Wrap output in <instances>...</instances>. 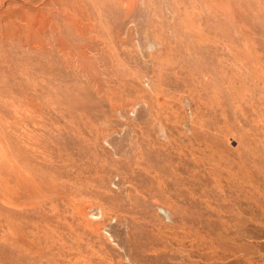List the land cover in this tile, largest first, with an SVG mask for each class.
<instances>
[{
  "label": "rangeland",
  "instance_id": "rangeland-1",
  "mask_svg": "<svg viewBox=\"0 0 264 264\" xmlns=\"http://www.w3.org/2000/svg\"><path fill=\"white\" fill-rule=\"evenodd\" d=\"M204 263L264 264V0H0V264Z\"/></svg>",
  "mask_w": 264,
  "mask_h": 264
},
{
  "label": "bare ground",
  "instance_id": "bare-ground-1",
  "mask_svg": "<svg viewBox=\"0 0 264 264\" xmlns=\"http://www.w3.org/2000/svg\"><path fill=\"white\" fill-rule=\"evenodd\" d=\"M239 190H240V189H239ZM227 193H228V192H227ZM236 193H238V192H236ZM253 198H254V197H253ZM232 201H233V200H232ZM236 201H237V200H236ZM236 201H235V202H236ZM249 201H250V200H249ZM258 203H259V202H258ZM261 205H262V204H261ZM229 208H230V205H229ZM229 208H228V210H229ZM216 210H218V209H216ZM219 210H220V209H219ZM211 211L213 212V210H211ZM220 211H221V210H220ZM223 212H224V211H223ZM223 212H222V213H223ZM227 212H228V211H227ZM229 212H230V210H229ZM218 213H219V212H218ZM218 213H217V214H218ZM222 213H220V214H222ZM230 213H231V212H230ZM211 214H212V213H211ZM223 215H224V213H223ZM240 215H241V214H240ZM214 216H217V215H214ZM226 216H227V215H225V217H226ZM235 216H236V215H235ZM235 216H234V217H235ZM261 217H262V216H261ZM223 218H224V217H223ZM229 218H230V217H229ZM229 218H228V219H229ZM240 218H241V217H240ZM230 219H232V217H231ZM235 220H237V219H235ZM223 221H224V219H223ZM239 221H241V219H240ZM242 221H244V219H243ZM221 222H222V221H221ZM237 222H238V220H237ZM244 222H245V221H244ZM223 223H224V222H223ZM239 223H241V222H239ZM214 224H215V223H214ZM214 224H213V225H214ZM226 224H227V223H226ZM231 224H234V223L232 222ZM234 225H235V224H234ZM237 225H238V224H237ZM229 226H231V225H229ZM242 226H243V225H242ZM223 227H224V226H223ZM243 227H244V226H243ZM225 228H226V227H225ZM227 228H229V227H227ZM196 229H197V228H196ZM223 229H224V228H223ZM236 229H237V228H236ZM238 229H239V228H238ZM230 231H231V230H230ZM235 231H236V230H235ZM231 232H232V231H231ZM236 232H237V231H236ZM197 233H198V232H197ZM226 233H227V232H226ZM240 233H241V232H240ZM195 234H196V233H195ZM199 234H200V233H199ZM235 234H236V233H235ZM197 235H198V234H197ZM204 235H205V234H204ZM194 236H195V235H194ZM226 237H227V236H226ZM201 238H203V237H201ZM206 238H208V237H206ZM206 238H205V243H206V240H207ZM194 239H195V238H194ZM229 239H230V238H229ZM197 241H198V240H197ZM198 242H199V241H198ZM208 242H209V241H208ZM208 242H207V243H208ZM216 242H217V241H216ZM228 242H229V241H228ZM207 243H206V244H207ZM212 243H213V242H212ZM202 244H203V243H202ZM206 244H205V245H206ZM209 244H210V243H209ZM213 244H214V243H213ZM196 245H197V244H196ZM199 245H200V244H199ZM211 245H212V244H211ZM200 246H201V245H200ZM229 246H230V245H229ZM242 246H243V245H242ZM242 246H241V248H242ZM197 247H199V246H197ZM215 247H216V246H215ZM215 247H214V248H215ZM235 247H236V246H235ZM237 247H238V246H237ZM211 248H212V247H208L209 250H210ZM231 248H232V247H231ZM197 249H198V248H197ZM219 249H220V248H219ZM239 249H240V248H239ZM239 249L237 248L238 251H239ZM221 250H222V249H221ZM196 251L198 252V250H196ZM202 251H203V250H202ZM219 251H220V250H219ZM223 251H224V250H223ZM223 251H222V252H223ZM235 251H236V250H235ZM238 251H237V252H238ZM208 252H210L212 258H216V255H215L214 251H212V252H211V251H208ZM208 252H207V253H208ZM244 252H245V251H244ZM198 253H199V252H198ZM203 253H205V252H203ZM232 253H233V252H232ZM199 255H200V254H199ZM233 255H234V254H233ZM235 255H236V254H235ZM246 255H247V254H246ZM225 256H226V255H225ZM237 256H238V255H237ZM252 256H253V255H252ZM197 257H198V256H197ZM197 257H196V258H197ZM204 258H205V257H204ZM223 258H224V257H223ZM248 258H249V257H248ZM198 259H199V258H198ZM207 259H208V258H207ZM233 259H234V258H233ZM258 259H259V258H258ZM195 260H196V259H195ZM230 260H231V259H230ZM194 262H195V261H194ZM199 262H200V261H199ZM202 262H203V261H201V263H202ZM205 262H206V261H205ZM231 262H232V260H231ZM212 263H213V262H212ZM204 264H205V263H204ZM248 264H249V263H248Z\"/></svg>",
  "mask_w": 264,
  "mask_h": 264
}]
</instances>
